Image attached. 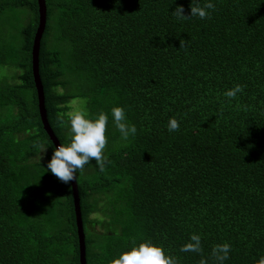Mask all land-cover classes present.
Listing matches in <instances>:
<instances>
[{"label": "trees", "instance_id": "16d2710c", "mask_svg": "<svg viewBox=\"0 0 264 264\" xmlns=\"http://www.w3.org/2000/svg\"><path fill=\"white\" fill-rule=\"evenodd\" d=\"M212 2L185 20L170 12L187 16L189 0H44L38 75L55 138L69 142L57 114L75 99L108 117L103 170L90 161L75 175L85 264L144 241L175 264H264V0ZM37 24V0H0V264H79L70 182L46 168ZM114 106L136 127L127 140ZM192 235L199 250L181 251Z\"/></svg>", "mask_w": 264, "mask_h": 264}, {"label": "clouds", "instance_id": "9594fccd", "mask_svg": "<svg viewBox=\"0 0 264 264\" xmlns=\"http://www.w3.org/2000/svg\"><path fill=\"white\" fill-rule=\"evenodd\" d=\"M174 3L175 0H173ZM214 7L212 0H204L202 4L201 0H189L187 16L183 14V6L179 4L170 13L177 19L186 20L195 17L203 20L211 15V10ZM242 91V86L236 84L227 89L223 95L233 99L237 93H242ZM110 112L112 122L119 131L121 139L127 140L130 136L135 135L136 127L127 120L125 110L122 107L114 106ZM64 117H67V131L70 133L69 142L53 147L46 168L61 182L68 184L75 178L77 171L82 170L90 161H95L99 169L103 170L106 161L103 152L106 145L105 128L108 117L101 112L94 119H90L83 110L58 113L57 120L62 127L65 126ZM178 127V121L170 117L167 122V130L174 132ZM45 149H42V153ZM190 240L191 243L182 246L181 251L199 250V237L192 235ZM228 251L229 245L224 243L213 248V255L218 261H223L227 259ZM111 264H175V258L165 254L161 246L144 241L122 251L112 259ZM200 264H205V262L201 260Z\"/></svg>", "mask_w": 264, "mask_h": 264}, {"label": "water", "instance_id": "95a60500", "mask_svg": "<svg viewBox=\"0 0 264 264\" xmlns=\"http://www.w3.org/2000/svg\"><path fill=\"white\" fill-rule=\"evenodd\" d=\"M38 5V24L36 31L34 33L32 47H31V66H32V75H33V82L36 89L37 95V106H38V113L39 118L41 120V124L43 126V130L46 132L48 138L52 142L53 146H57L59 143L55 138L48 122L46 119V113L44 110V98H43V91L38 75V51H39V43L40 39L44 30L45 26V4L44 0H37ZM72 190V197H73V207L75 213V223L77 229V237H78V253H79V264H85V246H84V235L82 231V224H81V215L79 210V199L77 194V186L75 182V178L72 181H69Z\"/></svg>", "mask_w": 264, "mask_h": 264}, {"label": "rangeland", "instance_id": "374dc122", "mask_svg": "<svg viewBox=\"0 0 264 264\" xmlns=\"http://www.w3.org/2000/svg\"><path fill=\"white\" fill-rule=\"evenodd\" d=\"M3 75L5 76L6 74L4 73L1 76H3ZM71 103H72V106L75 108L74 111L82 110L83 104H81V101L79 99H75V100L71 101Z\"/></svg>", "mask_w": 264, "mask_h": 264}]
</instances>
